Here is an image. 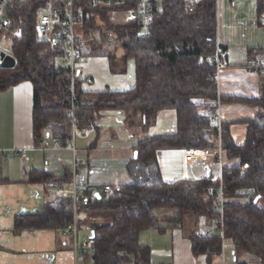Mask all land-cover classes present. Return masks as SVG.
<instances>
[{"label": "trees", "instance_id": "1", "mask_svg": "<svg viewBox=\"0 0 264 264\" xmlns=\"http://www.w3.org/2000/svg\"><path fill=\"white\" fill-rule=\"evenodd\" d=\"M77 5L83 8L80 29L88 40L94 38L92 32L101 30L107 39L121 43L125 62L135 60L136 86L128 92H84L79 70L73 79L68 64L58 67L56 61L65 59L37 35V0L15 3L9 11L11 30L21 29L22 34L19 38L0 34V39L12 41L9 53L16 60L14 68H0V92L23 82L32 84L36 144L44 139L46 131L53 142L67 145L72 135V103L78 129L95 128L97 134V121L103 111L127 112L129 127H135L134 116L140 114L145 133L160 111L174 110L177 114L174 133L144 137L135 147L139 168L135 178L142 180L121 184V191L110 197L100 193L101 198L92 194L85 197L88 205H82V210L91 222L78 218V224H87L94 232V246L89 252L93 264H151V250L140 243V234L148 229L163 231L162 222L185 226L189 219L195 225L189 235L192 251L195 256L206 255L208 264L221 255L224 240L231 241L238 254L264 263V71L252 65L264 58L263 52L250 50L247 66L259 74L260 96L222 97L218 71L208 61L218 49L216 0H203L193 6L184 0H163L148 38L142 37L132 23L111 22V15L126 7H103L94 0H82ZM258 8L259 13L264 10V0H258ZM96 41L93 39L94 44ZM116 56L108 55L112 69ZM220 104L258 108L255 117L246 122L243 145L235 143L230 123L218 125L212 120ZM219 142L229 159H239V167L223 168L217 182L211 178L172 184L163 181L157 151L216 149ZM96 144L97 139L92 146ZM71 181L70 176L60 179L45 172L31 173L28 179L29 183L52 189ZM219 192L223 193L222 208L216 199ZM159 210L172 213L160 217ZM73 218V199L64 194L47 201L44 209L33 215L17 216L15 226L19 231L61 229ZM216 220H221L220 228H215ZM203 223L214 229L211 237L200 234Z\"/></svg>", "mask_w": 264, "mask_h": 264}, {"label": "crops", "instance_id": "2", "mask_svg": "<svg viewBox=\"0 0 264 264\" xmlns=\"http://www.w3.org/2000/svg\"><path fill=\"white\" fill-rule=\"evenodd\" d=\"M217 45L228 52L225 67L218 72V92L222 97L253 99L260 96V77L257 71L248 69L250 50L264 54V25L259 22L258 0H242L232 8L230 0H216ZM79 66L83 90L86 93L128 92L136 86V65L133 58L126 62L122 54L116 56L114 69L107 55H91ZM88 59V61H86ZM120 65V66H119ZM34 89L30 82H23L0 92V264H93L89 250L81 243L90 239L88 225L78 226L77 244L61 229L17 230L15 219L20 215H33L44 209L53 193L60 188L63 195H70L73 182L52 189L45 184L29 183V175L45 172L57 178L70 176L74 163L79 166L75 181L81 199L97 195L107 184L133 182L134 173L128 165L140 139L177 130V114L174 110L160 111L147 133L141 126V115L136 114L135 127L126 124L125 111H103L95 128L79 130L75 135V149L68 144L59 146L44 132V139L36 144L33 131ZM258 113V108L241 104H220L219 124L230 123L231 135L237 145L246 139L247 121ZM73 130L71 131V134ZM77 136V137H76ZM72 137V135H71ZM97 139V144L92 143ZM122 141L123 145L117 142ZM77 144L79 146L77 147ZM25 153L24 158L21 154ZM162 179L168 184L178 180L198 181L221 179L223 168H237L239 159H229L220 143L216 149L206 150H159L156 153ZM136 160V159H135ZM71 178V177H70ZM80 209L79 219L86 218ZM172 212L159 210L160 217ZM165 228L148 229L140 234V243L151 250V264H208L206 255L195 256L189 235L194 222L185 226L162 222ZM215 233L203 223L201 235ZM235 245L223 241L220 256L212 264H264L259 260L240 255ZM88 253L89 256L85 254Z\"/></svg>", "mask_w": 264, "mask_h": 264}, {"label": "built area", "instance_id": "3", "mask_svg": "<svg viewBox=\"0 0 264 264\" xmlns=\"http://www.w3.org/2000/svg\"><path fill=\"white\" fill-rule=\"evenodd\" d=\"M28 0H0V34H11L13 37L19 38L22 30H11L12 19L9 16V11L15 3H23ZM82 0H37L40 4L36 13V32L37 35L45 40L50 49L58 53L61 58L65 59L70 68V74L74 79L79 66L83 63L86 57L85 49L88 43L87 37L81 31L82 19L84 16L83 8L77 5V2ZM97 4L103 7L119 8L126 7L124 11H118L124 16V23L134 24L142 37H150L154 17L160 9L163 0H94ZM187 4L193 6L203 0H184ZM242 0H230V7L234 8L238 2ZM259 22L264 23V10L259 14ZM1 49V48H0ZM4 51V50H3ZM228 59V52L219 48L214 56L209 57L208 61L215 65L217 71H221ZM256 69L264 71V58H260L252 64ZM75 106L72 103V137L68 141V145L75 149V135L78 132L74 117ZM216 124H219L218 113L212 119ZM220 143V142H219ZM57 144V143H56ZM190 151V150H189ZM25 153L21 154L24 158ZM85 165L84 162L74 163L73 171L70 177L73 182V191L70 196L73 199L74 218L73 221L66 227L61 228L64 235L71 236L74 240V245L77 244L78 235V206L88 205V201L80 199L75 186L77 170L80 166ZM121 191V184H107L102 187L100 194L103 197H110ZM63 191L60 188L53 193L54 197L62 196ZM216 199L220 202L222 208L223 193L219 192ZM222 211V209H220ZM215 228H220L221 220L215 221ZM212 233H207V237H211ZM94 246V239H88L81 243L84 250L91 251Z\"/></svg>", "mask_w": 264, "mask_h": 264}, {"label": "rangeland", "instance_id": "4", "mask_svg": "<svg viewBox=\"0 0 264 264\" xmlns=\"http://www.w3.org/2000/svg\"><path fill=\"white\" fill-rule=\"evenodd\" d=\"M110 20L112 23H115V24H118V23H124V16L123 14L121 13H116L114 12L111 17H110ZM104 33V32H103ZM101 30H98V31H94L92 32V36L94 38H91L89 39L88 43H86V48H92V52H91V55H121L123 53V49L120 47L121 46V43L120 42H115V39H107L105 35H102L103 34ZM93 39L97 42V43H93ZM104 39V43L101 44V40ZM103 41V40H102ZM100 42V43H99ZM11 43L12 41L8 38H2L0 39V48L2 50H4L6 53L10 54V48H11ZM90 43V44H89ZM88 61V59L86 60ZM68 63L67 62H64L63 60H57L56 61V65L58 67H65ZM120 66V65H119ZM72 112V111H71ZM218 113V112H217ZM71 114V113H70ZM71 118V117H70ZM77 126V125H76ZM78 129V127H77ZM71 130H72V127H71ZM44 132L46 131H43V134ZM77 137V136H76ZM118 144H121L123 145V142L122 141H119L117 142ZM79 146V144H77V147ZM137 151H134L133 153V160L129 165H128V171L134 173V176L132 177V181H135V180H142V177H139L137 176V179L135 178L138 171H139V168H138V164L135 162V153ZM82 170H80L79 168V173L81 172ZM86 221L89 223L91 222L88 217H86ZM188 222L191 221V219L187 220Z\"/></svg>", "mask_w": 264, "mask_h": 264}, {"label": "water", "instance_id": "5", "mask_svg": "<svg viewBox=\"0 0 264 264\" xmlns=\"http://www.w3.org/2000/svg\"><path fill=\"white\" fill-rule=\"evenodd\" d=\"M16 66V60L10 54L6 53L0 49V68L3 69H12ZM138 157V152L135 153V159ZM98 198H101L99 194L96 195ZM91 239H94V232L91 234Z\"/></svg>", "mask_w": 264, "mask_h": 264}]
</instances>
